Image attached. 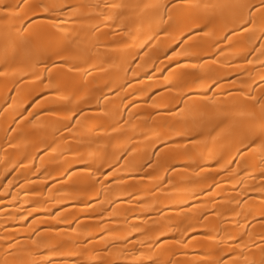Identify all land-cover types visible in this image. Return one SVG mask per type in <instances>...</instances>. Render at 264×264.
Wrapping results in <instances>:
<instances>
[{"label": "bare ground", "instance_id": "1", "mask_svg": "<svg viewBox=\"0 0 264 264\" xmlns=\"http://www.w3.org/2000/svg\"><path fill=\"white\" fill-rule=\"evenodd\" d=\"M0 4V264H264V0Z\"/></svg>", "mask_w": 264, "mask_h": 264}, {"label": "snow or ice", "instance_id": "2", "mask_svg": "<svg viewBox=\"0 0 264 264\" xmlns=\"http://www.w3.org/2000/svg\"><path fill=\"white\" fill-rule=\"evenodd\" d=\"M8 5H6V4H0V11H7L8 10ZM17 7H19V5H17ZM262 7H264V5H262ZM44 10L45 11H47L48 9H47V7L45 6V8H44ZM54 14H58V13H54ZM251 22V21H250Z\"/></svg>", "mask_w": 264, "mask_h": 264}]
</instances>
